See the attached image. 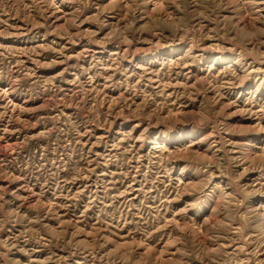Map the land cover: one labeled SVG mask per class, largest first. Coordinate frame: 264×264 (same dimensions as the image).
Listing matches in <instances>:
<instances>
[{"label":"rangeland","instance_id":"obj_1","mask_svg":"<svg viewBox=\"0 0 264 264\" xmlns=\"http://www.w3.org/2000/svg\"><path fill=\"white\" fill-rule=\"evenodd\" d=\"M0 264H264V0H0Z\"/></svg>","mask_w":264,"mask_h":264}]
</instances>
